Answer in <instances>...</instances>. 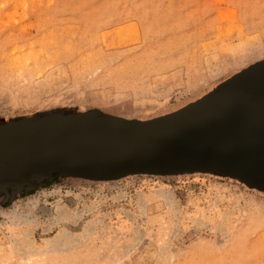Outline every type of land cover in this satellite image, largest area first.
Masks as SVG:
<instances>
[{
	"label": "rangeland",
	"instance_id": "1",
	"mask_svg": "<svg viewBox=\"0 0 264 264\" xmlns=\"http://www.w3.org/2000/svg\"><path fill=\"white\" fill-rule=\"evenodd\" d=\"M0 264H264V0H0Z\"/></svg>",
	"mask_w": 264,
	"mask_h": 264
},
{
	"label": "bare ground",
	"instance_id": "2",
	"mask_svg": "<svg viewBox=\"0 0 264 264\" xmlns=\"http://www.w3.org/2000/svg\"><path fill=\"white\" fill-rule=\"evenodd\" d=\"M133 36V35H132ZM227 36V35H226Z\"/></svg>",
	"mask_w": 264,
	"mask_h": 264
}]
</instances>
